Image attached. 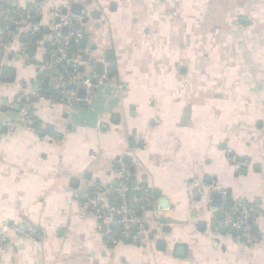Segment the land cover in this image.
I'll use <instances>...</instances> for the list:
<instances>
[{
  "label": "crops",
  "instance_id": "1",
  "mask_svg": "<svg viewBox=\"0 0 264 264\" xmlns=\"http://www.w3.org/2000/svg\"><path fill=\"white\" fill-rule=\"evenodd\" d=\"M65 1L4 0L14 9ZM85 1L77 47L52 53L46 17L41 34L13 31L0 46V234L9 241L0 264H264V213L248 249L213 234L211 210L186 191L198 175L264 209V0ZM58 57L73 76L55 68ZM92 65L109 83L93 102L51 97ZM21 82L43 96L16 103ZM22 107L31 125L8 130ZM230 154L250 163L235 168ZM126 166L153 203L138 213L142 238L113 244L80 195L96 182L116 186ZM25 224L43 239L21 236Z\"/></svg>",
  "mask_w": 264,
  "mask_h": 264
},
{
  "label": "built area",
  "instance_id": "2",
  "mask_svg": "<svg viewBox=\"0 0 264 264\" xmlns=\"http://www.w3.org/2000/svg\"><path fill=\"white\" fill-rule=\"evenodd\" d=\"M73 2L74 0H67L47 8L35 3L31 6L14 9L10 8L4 0H0V46L5 44L7 36L13 31L41 34L40 21L43 17L48 19L46 26L49 30L47 38L50 47H48L52 53L57 52L56 46L60 43L66 50L71 49L73 45H78L84 40V35L78 28L83 25L85 18L89 15L87 10L89 3L81 0L82 10L74 12L72 10ZM63 28H67L66 33L62 32ZM26 49L24 45L20 48L23 58H27ZM61 62L63 61L59 57L55 59V68H62L68 73L66 66ZM106 84H109L106 77L97 71L95 65H92L85 78L73 81L69 88H61L59 94H50L52 98L65 103L67 107L78 102L90 104L96 99L97 92ZM81 90H84L83 97L79 95ZM43 91L41 88L28 90L26 84L21 82L13 99L16 103L30 105L29 98L32 96V100H38L43 96ZM31 122L32 115L22 107L16 117L6 118L3 124L12 131L15 128L28 127ZM230 159L235 168L247 166L250 163L248 159L239 158L236 155H231ZM132 178L126 166L122 170L116 186L96 182L93 186L92 196L88 192H83L80 195L82 206L86 212L105 224V238L113 244L123 241L136 243L146 230L144 220L136 212V209L140 206L142 209L150 206L153 203V193L147 186L140 187L136 183L127 186ZM127 191H131V193L127 195ZM136 191H139V195H136ZM186 191L189 202L194 203L200 199L203 206H207L211 210L210 224L213 234L231 233L248 249L259 244L261 241L259 219L264 213L263 208L251 207L249 203L233 199L230 192L220 187L216 181L207 183L201 180L198 175L187 180ZM214 194H218L220 198L218 207H213L211 204ZM116 198H119V205L114 204ZM131 203L135 204L134 208L130 206ZM111 224L120 225L118 234L111 231ZM18 233L23 237L37 240H42L44 237L42 229L36 224H25L23 228L18 229ZM8 245L7 237L0 234V255Z\"/></svg>",
  "mask_w": 264,
  "mask_h": 264
},
{
  "label": "water",
  "instance_id": "3",
  "mask_svg": "<svg viewBox=\"0 0 264 264\" xmlns=\"http://www.w3.org/2000/svg\"><path fill=\"white\" fill-rule=\"evenodd\" d=\"M73 11H74V12H79V11H80L79 6H78V5H74V6H73ZM79 30H82V29L79 28ZM66 31H67V28H63L62 32H63V33H66ZM62 45H63V44L60 43V46H62ZM68 55H70V54H68ZM68 69H69V70H72V66H69ZM99 69L101 70L102 68L99 67ZM101 71H102V70H101ZM54 73H55V74H59V70H58V69L54 70ZM9 74H10L9 71H5V72H4V76H5V77H6V76H9ZM66 79H67V78H66ZM79 95H80L81 97H83V96H84V90H81L80 93H79ZM29 101H32V96L29 98ZM26 108L29 109V105H28ZM230 155H231V154H230ZM131 170H133V168H131ZM131 170H130V171H131ZM132 183L135 184V180H133ZM126 193H127V192H126ZM136 194L139 195V191H136ZM215 199H216V204H217V203H218L217 201H218V199H219V196L216 195V196H215ZM114 202H115L116 205H119V198H116V199L114 200ZM130 205H131L132 207L135 206L134 203H131ZM117 217H119V216H117ZM105 229H106V228H105V225H103V226H102V230L104 231Z\"/></svg>",
  "mask_w": 264,
  "mask_h": 264
},
{
  "label": "trees",
  "instance_id": "4",
  "mask_svg": "<svg viewBox=\"0 0 264 264\" xmlns=\"http://www.w3.org/2000/svg\"><path fill=\"white\" fill-rule=\"evenodd\" d=\"M78 45H80V43L78 44ZM78 45H73V47H77ZM72 47V46H71ZM72 47V48H73ZM71 48V49H72ZM70 49V50H71ZM46 88H45V92L46 93H49V92H51V88L49 87V86H45ZM47 90V91H46ZM130 175H131V178H132V176H133V173L131 174L130 173ZM134 178V177H133ZM134 180V179H133ZM132 179H131V182L130 183H127V186H132V185H134L133 183H132V181H133ZM131 193V191H127V195H129ZM137 195V194H136ZM142 207L140 206L138 209H136V212L137 213H139L140 212V209H141ZM110 229H111V231L113 232V233H115V234H118L119 233V229H120V225H118V224H115L114 226H111L110 227Z\"/></svg>",
  "mask_w": 264,
  "mask_h": 264
},
{
  "label": "flooded vegetation",
  "instance_id": "5",
  "mask_svg": "<svg viewBox=\"0 0 264 264\" xmlns=\"http://www.w3.org/2000/svg\"><path fill=\"white\" fill-rule=\"evenodd\" d=\"M133 177V176H132ZM134 178H132V180H133Z\"/></svg>",
  "mask_w": 264,
  "mask_h": 264
}]
</instances>
